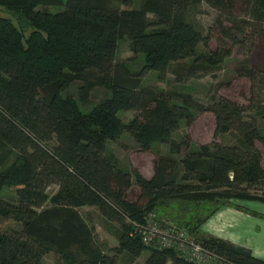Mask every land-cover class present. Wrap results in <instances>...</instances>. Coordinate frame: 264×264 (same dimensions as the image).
I'll use <instances>...</instances> for the list:
<instances>
[{
	"label": "trees",
	"instance_id": "obj_1",
	"mask_svg": "<svg viewBox=\"0 0 264 264\" xmlns=\"http://www.w3.org/2000/svg\"><path fill=\"white\" fill-rule=\"evenodd\" d=\"M132 1L123 4L130 6ZM260 3L252 21L237 20L233 28L240 37L235 41L247 54L264 42V0ZM58 4L0 0V11L8 16H0V148L15 155L9 170L0 175V187H11L19 196L16 203L0 197V264H45L48 254L62 255L73 246L80 249L73 264H118L117 257L124 252L138 259L146 251L139 238L131 237V222H143L161 200L181 194L210 195L213 200L264 199V134L254 116L264 105V71H239L249 84L239 94L242 100L223 95L202 109L214 117L213 142L185 159L180 182L166 174L163 165L156 167L152 179L138 174L133 179L108 156V142L128 132L140 150L150 152L155 142L169 141L181 122L190 126L197 119L188 104L171 105L163 95L153 97L155 106L129 125L121 121L120 113L141 109L144 93L138 87L143 75L156 72L164 80L170 65L195 57L207 37L183 16L175 17L167 29L150 31L146 11L118 13L106 2L68 0L61 4L62 11L42 10ZM146 8L163 20L170 18L157 0H148ZM123 37H128L135 55L145 58L137 75H129L116 62ZM218 42L208 60L213 65L233 54L222 38ZM75 83L83 84L81 101H87L97 86L107 90L104 101L84 113L65 96ZM224 132H235L239 144H218ZM53 186L58 191L49 195ZM135 187L139 203L129 200ZM84 207L97 208L104 220L125 232L114 249L116 256L93 246L92 234L78 214ZM57 220L65 229L62 237L54 233ZM12 221L22 224L21 230L3 228ZM199 241L230 264H264L225 241L210 236ZM149 250L146 264H195L174 250Z\"/></svg>",
	"mask_w": 264,
	"mask_h": 264
},
{
	"label": "rangeland",
	"instance_id": "obj_2",
	"mask_svg": "<svg viewBox=\"0 0 264 264\" xmlns=\"http://www.w3.org/2000/svg\"><path fill=\"white\" fill-rule=\"evenodd\" d=\"M67 1L58 0L57 7L47 6L44 8V6L42 10L47 9L54 13L62 11L64 8L61 4H65ZM84 1L106 2L112 11L118 13L130 10L146 11L150 31L167 29V26L174 21L175 17L183 16L202 36L207 37V43H201L196 48L195 57L172 63L164 80H160L156 72L143 75L138 87L144 93L141 109L120 113L121 121L125 125H129L136 116L155 106L151 100L153 97L163 95L164 98L170 100L171 105L188 104L191 107L190 111L197 119L196 122L190 126L185 122H181L179 129L171 135L169 141L155 142L150 149L151 151L146 153L140 150L141 146L138 141L132 138V135L128 132H124L116 141L107 143L108 156L115 161L121 170L131 173L133 179H135V174L142 175L146 179H152L155 176L156 167L159 169L163 165L167 170L166 174L175 176L180 182V177L185 172V159L193 152L202 151V145H209L213 142V134L216 130L215 120L210 113H206L202 109L204 107L208 108L223 95L233 97L239 101L242 100L239 94L246 91L249 84L239 76V71L252 68L264 71V42H259L254 52L247 54L240 50L238 43L235 41L239 40L240 37L233 30L237 20L243 22L254 19V11L261 6L260 2L262 0H230L228 2L223 0H157L164 9L169 11L165 15H169L170 18L165 17L164 20L159 14L147 11L148 0H134L130 6L123 4L124 0ZM164 9H161V11H164ZM0 16L8 17L3 11H0ZM221 38L227 44V47L233 48V54L225 59L222 64L213 65L208 60L210 54L217 49L218 39ZM131 50L128 37L120 38L116 62L129 75H137L145 58L142 54L140 56L135 55ZM82 87V83L72 84L69 89L65 90V96L72 97L80 105L81 110L88 114L104 101L107 90L97 86L91 91L87 101H81L79 90ZM254 116L259 121L264 134V105L257 110L256 114L254 112ZM218 144L237 145L239 144L238 135L235 132L221 133ZM208 150L209 152L212 151L213 147L209 146ZM7 153L8 150L4 147L0 148V175L5 174L9 170L8 167L15 160L14 154L7 155ZM15 191L11 187L2 186L0 187V197L11 201V203H16L19 196ZM47 191L49 195H54L58 188L53 186ZM139 194L138 188H133L129 192V200L139 203ZM197 195L181 194L178 197L159 201L157 207L175 220L189 223L193 229L195 226L198 228L201 224L200 221L205 219L204 217L207 213L209 214L214 204L220 202L222 204L230 203L231 200L228 196L225 198L216 197L213 200L210 195H208L210 198L198 197ZM49 206L50 204L46 207ZM150 213L158 215L156 212ZM78 214H80L85 226L89 228L88 230L92 234L90 240L93 241V246L98 247L102 253L111 257L116 256L114 249L120 246L119 236L125 233L122 228L117 224L108 223L103 219L99 210L94 207L79 209ZM169 221L171 222V220ZM3 228L21 230L22 224L12 221L5 224ZM53 228L55 229L54 233L59 237L64 235L65 229H63L60 220L54 222ZM69 229H73V227ZM188 231L190 234L189 229ZM190 235L197 239L195 235ZM79 250L78 247L73 246L69 251H64L62 255L57 253L48 254L44 258V262L45 264H73L74 256L79 253ZM150 253L151 251L146 249L141 257L135 259L130 253L124 252L117 257L116 262L118 264H146Z\"/></svg>",
	"mask_w": 264,
	"mask_h": 264
},
{
	"label": "crops",
	"instance_id": "obj_3",
	"mask_svg": "<svg viewBox=\"0 0 264 264\" xmlns=\"http://www.w3.org/2000/svg\"><path fill=\"white\" fill-rule=\"evenodd\" d=\"M213 206L209 214L206 212L198 228L189 229L190 234L198 240L210 236L225 241L248 250L252 257L264 261V199H231L230 203L220 202ZM156 213L172 223L189 225L185 221L175 220L159 207Z\"/></svg>",
	"mask_w": 264,
	"mask_h": 264
},
{
	"label": "built area",
	"instance_id": "obj_4",
	"mask_svg": "<svg viewBox=\"0 0 264 264\" xmlns=\"http://www.w3.org/2000/svg\"><path fill=\"white\" fill-rule=\"evenodd\" d=\"M131 224V237L139 238L147 249L174 250L180 258L195 264H230L216 251L193 238L186 227L162 219L156 214L149 213L143 222Z\"/></svg>",
	"mask_w": 264,
	"mask_h": 264
}]
</instances>
